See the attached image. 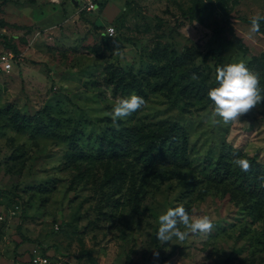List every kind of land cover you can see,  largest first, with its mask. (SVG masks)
Listing matches in <instances>:
<instances>
[{"label":"rangeland","instance_id":"374dc122","mask_svg":"<svg viewBox=\"0 0 264 264\" xmlns=\"http://www.w3.org/2000/svg\"><path fill=\"white\" fill-rule=\"evenodd\" d=\"M225 1L230 24L216 0H0V56L12 55L0 63V264H264V193L232 163L264 168V103L214 125L207 97L235 62L264 90V31L249 40L243 21L264 0ZM133 94L145 104L113 122ZM169 124L186 132L177 161L138 159L134 134ZM178 205L210 216L211 233L158 242V216Z\"/></svg>","mask_w":264,"mask_h":264},{"label":"clouds","instance_id":"9594fccd","mask_svg":"<svg viewBox=\"0 0 264 264\" xmlns=\"http://www.w3.org/2000/svg\"><path fill=\"white\" fill-rule=\"evenodd\" d=\"M58 3L59 0H53ZM264 21V15L255 14L250 18V27L247 38L253 40L255 34L260 31V22ZM193 79L198 77L193 74ZM217 86L207 92L211 101V122L229 124L247 115L257 106L264 103V90L260 87V77L250 71L244 62H235L218 67L216 69ZM145 104V100L138 95H130L120 98L113 105L109 116L113 122L125 119L133 112L139 110ZM232 163L243 172L251 170L250 161L246 158H234ZM260 186L264 187V175L258 177ZM214 228L210 216H190L183 205L168 208L158 216V228L154 233L158 242L164 244L173 238L184 241L189 235H208Z\"/></svg>","mask_w":264,"mask_h":264},{"label":"trees","instance_id":"16d2710c","mask_svg":"<svg viewBox=\"0 0 264 264\" xmlns=\"http://www.w3.org/2000/svg\"><path fill=\"white\" fill-rule=\"evenodd\" d=\"M212 1V0H210ZM218 3V8L220 9L222 16L224 18V21L227 24H230V20L233 18V16L230 14L226 1L225 0H216ZM193 14H190L189 17H191ZM245 22H250V20L243 19ZM264 31V21L260 22V31ZM242 49H246V47L243 44H240ZM8 48H10L8 46ZM219 47H216L218 49ZM215 50H211L208 53H206V56L210 53L214 55ZM215 83V82H214ZM214 84L209 86L208 90L212 88ZM120 132H123L120 131ZM128 134L125 133V136ZM186 135V132L180 128L177 127L175 124H169L165 128L157 129V130H146V131H140L134 134L133 141L138 144V146L135 148L136 151H139L137 154V158L140 159L143 162L146 163H152V162H172L175 163L177 161L176 154L174 153L175 147L173 145H177L176 141L178 138H184ZM167 145V146H165ZM108 149L111 152V155H118L123 153V148L119 144V142H116V140H110L108 141ZM224 155L221 154L218 163L220 165V168L225 170L224 175L232 174L233 172L229 170L227 167L231 165L229 162V159L225 160ZM251 164V170L248 172H243L239 169L238 174L236 173V179L241 181L239 183L240 186H242L244 189H246L251 195H254L255 197H261L264 193L262 190L264 187L260 186V181L258 180V177L261 175H264V168H261L259 171L260 165L255 161L250 159ZM227 166V167H226ZM218 169L215 168L212 170L213 173H217ZM222 177V176H221ZM224 180V179H221ZM264 200V199H263ZM25 240H28V238H25Z\"/></svg>","mask_w":264,"mask_h":264},{"label":"built area","instance_id":"2783aa9c","mask_svg":"<svg viewBox=\"0 0 264 264\" xmlns=\"http://www.w3.org/2000/svg\"><path fill=\"white\" fill-rule=\"evenodd\" d=\"M89 6H90L89 8H92L93 4H90ZM106 33L111 36L113 34V28L108 27ZM11 60H12L11 51H6L0 56V63L2 64L3 69L8 70L11 67ZM38 261L41 263L46 262L45 259H41V258L33 259V262L35 263H37Z\"/></svg>","mask_w":264,"mask_h":264}]
</instances>
